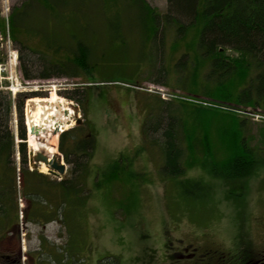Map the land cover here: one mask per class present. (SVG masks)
<instances>
[{
  "label": "rangeland",
  "instance_id": "obj_1",
  "mask_svg": "<svg viewBox=\"0 0 264 264\" xmlns=\"http://www.w3.org/2000/svg\"><path fill=\"white\" fill-rule=\"evenodd\" d=\"M22 1L0 0V17L6 18ZM146 1L159 12L166 10V0ZM137 6L134 0H69L57 16L33 6L32 14L24 19L26 31L19 35V42L9 37L4 41L0 35L1 51L7 57L10 45L18 57L12 77L7 70L3 85L35 93L25 102L24 119L32 106L30 99L36 98L37 103L53 99L62 102L70 115L74 112L64 128L82 119L79 124L87 123L95 136L90 172L73 204L64 210V223L41 220L55 213L57 193L51 206L35 205L38 221L22 219L27 197L21 190V162L16 155L19 220L10 218L6 225L0 217V254L15 253L16 264H183L190 260H175L172 254L194 249L217 252L224 256V264H248L242 263L244 252L250 255L249 263L264 256V166L246 178L215 177L200 167L187 169L181 177L170 176L162 169L159 133L148 137L143 130L148 118L160 119L156 108H168L174 115L179 112L173 101L165 100L170 97L163 100L159 90L168 95L179 92L175 98L193 96L200 102L195 106L218 104L235 111L249 121L253 138L259 137L264 112L184 91L174 69L175 59L181 56L171 50L173 30H165L161 52L160 33L142 28ZM78 42L91 52L93 68L88 74L73 67L67 73L38 77L46 73L44 67L61 70L59 61L72 58ZM23 67L34 78H24ZM59 134L52 133L50 139L65 163V174L56 177L40 164L34 168L28 162L30 169L44 171L50 180L74 175L73 163H66L58 149ZM38 151L46 152L44 148ZM115 162L118 166L112 167ZM97 167L104 173L114 171L118 178L95 185ZM187 180H199L203 187Z\"/></svg>",
  "mask_w": 264,
  "mask_h": 264
},
{
  "label": "trees",
  "instance_id": "obj_2",
  "mask_svg": "<svg viewBox=\"0 0 264 264\" xmlns=\"http://www.w3.org/2000/svg\"><path fill=\"white\" fill-rule=\"evenodd\" d=\"M67 1H22L6 18L0 17L2 39L5 41L9 37L19 42V35L26 31L24 19L32 14L31 7L38 6L44 13L57 16L66 9ZM134 1L138 4L142 28L160 33L158 49L161 52L165 30H173L171 50L181 56L178 61L175 59L174 69L177 83L184 91L204 95L219 103H233L253 110L259 108L264 112V0H166L164 12H159L146 0ZM71 53L72 58L59 61L61 70L49 68L47 71L48 67H44L46 73L38 77L48 78L50 72L67 73L73 67L88 74L93 68L90 49L78 42ZM5 59L0 48V63ZM23 74L24 78H34L24 67ZM32 94L35 93L21 91L12 97L10 91L0 87V217L3 222H8L6 225L10 218L16 223L19 220L16 155L21 162V190L27 197V208L22 217L25 221H38L40 214L35 205L51 206L57 193L55 213L41 217V220L64 223V210L73 204L92 166L95 136L86 123L66 129L58 136V149L65 162L73 163L71 178L50 180L47 173L28 167L24 107ZM67 97L77 100L73 95ZM168 101H173L177 106L174 110L179 109L180 113L174 115L168 108H156L160 119L153 122L148 118L143 126L148 137L159 133L156 139L160 142L165 174L181 177L187 169L200 167L212 176L236 179L246 178L258 166H264V125L259 137L253 138L248 130L249 121L231 109L218 104L195 106L200 102L193 96ZM82 112L85 116L84 107ZM151 139L154 141V137ZM153 141L151 143L157 144ZM70 154L74 159L69 158ZM116 162L112 167L118 166ZM104 172L102 167L96 168L95 185L109 184L118 178L112 170ZM100 173H103L101 178ZM186 182L202 186L199 180ZM243 255L242 261H248L250 255L245 252Z\"/></svg>",
  "mask_w": 264,
  "mask_h": 264
},
{
  "label": "bare ground",
  "instance_id": "obj_3",
  "mask_svg": "<svg viewBox=\"0 0 264 264\" xmlns=\"http://www.w3.org/2000/svg\"><path fill=\"white\" fill-rule=\"evenodd\" d=\"M29 103L32 106L28 111L27 118H25L26 135L28 134V139L26 136V142L28 147L35 152L40 148H44L49 155L56 154L54 142L50 139L52 131L56 125L60 127V130L68 129L64 127L70 124L74 112L70 115L68 109L62 102L56 103L53 99L37 103L36 98H34L30 99ZM63 110H66L67 114L64 115ZM31 127L37 128L40 131L41 135L39 138L32 134ZM62 127L64 129H61ZM43 128L46 130L45 132L42 130ZM40 167L44 170L46 169L43 163H40Z\"/></svg>",
  "mask_w": 264,
  "mask_h": 264
},
{
  "label": "flooded vegetation",
  "instance_id": "obj_4",
  "mask_svg": "<svg viewBox=\"0 0 264 264\" xmlns=\"http://www.w3.org/2000/svg\"><path fill=\"white\" fill-rule=\"evenodd\" d=\"M185 250V249H184ZM263 254L261 253V257ZM172 257L175 260H190L189 263H183V264H224V256H218L217 252H204V253H197L196 249L192 250L191 252H188L185 250V252H174L172 254ZM17 256L15 253H4L0 254V261L1 264H16ZM242 263H248V264H264V256L262 257L261 261H254L253 263H249L248 261H244Z\"/></svg>",
  "mask_w": 264,
  "mask_h": 264
},
{
  "label": "water",
  "instance_id": "obj_5",
  "mask_svg": "<svg viewBox=\"0 0 264 264\" xmlns=\"http://www.w3.org/2000/svg\"><path fill=\"white\" fill-rule=\"evenodd\" d=\"M63 114L64 115L67 114V111L63 110ZM81 121L82 119H77L76 124H79ZM30 130L32 134H34L38 138L41 135L40 131H38L37 128L31 127ZM42 130L44 132L46 131L44 128ZM59 130H60V127L56 125L52 133L56 134L59 132ZM28 160H29V163L32 164L34 168L36 167V164L43 163L47 168V173L52 174L53 176H56V177L62 176L66 172L65 163L62 161V158L59 154L49 155L46 152H42V151L35 152L32 149H29Z\"/></svg>",
  "mask_w": 264,
  "mask_h": 264
},
{
  "label": "built area",
  "instance_id": "obj_6",
  "mask_svg": "<svg viewBox=\"0 0 264 264\" xmlns=\"http://www.w3.org/2000/svg\"><path fill=\"white\" fill-rule=\"evenodd\" d=\"M16 60H17V54L16 52L11 49L10 47H8L7 49V61L4 63V64H0V79H4L5 77H8V75H4V73H6V71L8 70L9 72H11V68H12V65H13V62L16 63ZM12 72L10 74L9 77H12ZM8 88V87H7ZM9 89V88H8ZM11 90V89H9ZM18 90H23V89H18ZM12 93L14 94L15 93V90H11ZM159 93H161V96L163 98H166L167 97H170V98H173V97H176L174 94H165L162 90H159ZM170 98H167V99H170Z\"/></svg>",
  "mask_w": 264,
  "mask_h": 264
}]
</instances>
